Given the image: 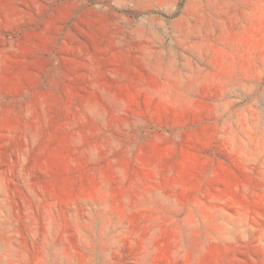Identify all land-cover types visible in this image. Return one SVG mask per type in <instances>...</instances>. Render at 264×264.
Instances as JSON below:
<instances>
[{
    "label": "rangeland",
    "instance_id": "1",
    "mask_svg": "<svg viewBox=\"0 0 264 264\" xmlns=\"http://www.w3.org/2000/svg\"><path fill=\"white\" fill-rule=\"evenodd\" d=\"M0 264H264V0H0Z\"/></svg>",
    "mask_w": 264,
    "mask_h": 264
}]
</instances>
